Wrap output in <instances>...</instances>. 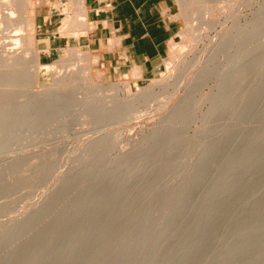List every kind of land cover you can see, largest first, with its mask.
Masks as SVG:
<instances>
[{"label":"rangeland","instance_id":"374dc122","mask_svg":"<svg viewBox=\"0 0 264 264\" xmlns=\"http://www.w3.org/2000/svg\"><path fill=\"white\" fill-rule=\"evenodd\" d=\"M12 1L0 0V264H151L163 253L158 264H207L206 252L208 264H264V0H209L211 11L178 0L163 63L134 82L91 75L77 0L46 24L36 7L56 0ZM222 28L249 49L245 81L226 95L214 72L195 78ZM10 48L19 65L3 64Z\"/></svg>","mask_w":264,"mask_h":264},{"label":"crops","instance_id":"0c3cea01","mask_svg":"<svg viewBox=\"0 0 264 264\" xmlns=\"http://www.w3.org/2000/svg\"><path fill=\"white\" fill-rule=\"evenodd\" d=\"M56 1L43 14L39 11L46 5L36 7L44 24L57 11L61 18L62 10L73 13L75 0ZM82 3L79 11L86 23L84 43L92 76L102 82H134L163 63L178 31V0H83Z\"/></svg>","mask_w":264,"mask_h":264},{"label":"bare ground","instance_id":"6f19581e","mask_svg":"<svg viewBox=\"0 0 264 264\" xmlns=\"http://www.w3.org/2000/svg\"><path fill=\"white\" fill-rule=\"evenodd\" d=\"M82 1H83V0H77L78 4H79L81 7H82V4H83ZM199 1H200L203 5H205V6L208 7V8H206V9H208V10L205 9L206 11H211L210 8H209V6L206 5V4H209V5H210V3H209L210 1H209V0H199ZM216 1H217V0H216ZM216 1L213 0V3H212V4H214ZM16 2H17L16 0H14V1H12V2H9V3L7 4V5H9V7H10L9 9H11V6H13ZM18 2H19V1H18ZM211 2H212V0H211ZM212 4H211V5H212ZM15 5H16V4H15ZM205 6H204V8H205ZM10 14H11V13H10ZM10 14L8 15L9 17H10ZM7 18H8V17H6V21H7V20H8V21H7V22L5 21V22L7 23V26H11V25L14 26V24H13V22H12L13 20L11 21V20H9L10 18H9V19H7ZM17 25H19V24H17ZM214 25H216V22H215V21H211V22H210V26L213 27ZM244 25H246V23H245ZM82 26H83V24H82ZM5 27H6V26H5ZM14 27H15V26H14ZM14 27H13V28H14ZM239 28H241L240 25H239ZM239 28H238V26L236 27V29H239ZM7 29H8V27H7ZM19 29H20V28H19ZM17 30H18V28H17ZM240 30H242V32L240 31V33H243V34L245 33V32H243V29H242V28H241ZM228 31H229V30H228ZM228 31H227V28H226V30H223V28H222L221 30H219V31L216 32V34H215V37H216L215 39H216V41H215V44H212V46H213V45H214V46L211 48V50L208 51L209 55H207V56H208V58H206L207 60H206V61L204 60V61H205L204 65H203V64H201V65L199 64V66L197 67L196 73H195V78L201 76V77H204L205 79H207V78H209V75H212V73L214 72V74H215V76H217V79H218V82H219V83H218V87H217L218 92H219V93H221V92H225V95L228 94V93H230V92H233V91H232L233 88L236 87V85H235V84H232V83H237V81H240V82L243 83V82L245 81V78H246V75H247V70H248V67H249V66H248L249 63H248V65H247V62H246V61H248V57L246 58V56H248V51H249L248 46L246 45V44L248 43V39H247V40H244V38H243L242 36L239 37V39H236L237 37L234 39V38L231 36L232 34H230L231 32H230V31L228 32ZM244 31H245V30H244ZM8 35L10 36V34H8ZM11 35H12V34H11ZM6 36H7V35H6ZM12 36H13V35H12ZM12 36H10V37L13 38ZM243 36H245V34H244ZM247 36H248V35H247ZM247 36H246V37H247ZM247 38H248V37H247ZM13 39H14V38H13ZM245 41H246V42H245ZM212 43H213V42H212ZM237 46H238V49H237ZM231 47H236V49H237V50L235 49V50L237 51L236 54L234 55V57L232 56L233 58L229 59L228 64H225V65L227 66L226 69H223V70H217V69H218V68H217L218 66H217V65H214V62H216V61L218 60L217 58L219 57V55L228 52L229 49H230ZM12 49H13V48H12ZM12 49L10 48V49H9L10 51L7 49V50H6V52L8 51L7 53L4 52V53H5V59H2V60H4V61H2L3 64H4V63H9V62L12 63V62H14V61H17V60L19 61V59H21L20 56L16 53V51H14V49H13V50H12ZM15 50H16V47H15ZM17 52H18V51H17ZM4 53H3V56H4ZM205 56H206V55H205ZM207 56H206V57H207ZM0 58H2V57L0 56ZM18 61H17L16 63H18V65H19V62H20V61H19V62H18ZM204 61H203V62H204ZM233 61H234L235 63H237V64L234 63V64H235V67L228 68V65H229V64L231 65V64H232L231 62H233ZM245 62H246V63H245ZM226 63H227V62H226ZM0 64H2V63H0ZM13 64H14V63H12L11 65H13ZM7 65H8V64H7ZM15 65H16V64H15ZM211 65H212V68H211ZM225 65H224V66H225ZM224 66H223V68H224ZM231 66H232V65H231ZM171 70H172V69H171ZM168 73H169V72H168ZM133 74H134V73H133ZM136 74H137V72H136ZM17 75H19V74H17ZM196 76H197V77H196ZM236 77L239 78V79L237 80ZM198 79H199V78H198ZM200 79H201L200 82H201L202 80L205 81V80L202 79V78H200ZM236 80H237V81H236ZM195 81H196V84H197V82H198L197 79H195ZM235 81H236V82H235ZM190 82H191V81H190ZM198 83H199V82H198ZM193 84H195V83H193ZM219 84H220V86H219ZM186 88H187V87H186ZM145 89H147V88L140 89V90H139L138 92H136L134 95H131L130 98H131V99H135V98H138L139 96H143L142 94H145L146 92H147V94L150 93V91L148 92V89H147L146 91H145ZM107 90L113 92V94H117L118 87L110 86L109 88H107ZM152 90H153V88H152ZM222 90H224V91H222ZM234 90H236V89L234 88ZM188 91H189V90H188ZM220 91H221V92H220ZM186 92H187V91H186V89H185V94H186ZM218 92H217L216 94H218V95L220 96V94H219ZM189 93H190V91H189ZM210 93H211V92H210ZM222 95L224 96L223 93H222ZM179 96H180V95H179ZM182 96L184 97V95H182ZM215 96H217V95H215ZM185 97L187 98V96H185ZM185 97H184V98H185ZM180 98H181V96H180ZM186 98L183 99V100H186ZM188 98H190V96H189ZM217 98H218V97H217ZM178 100H179V99H178ZM183 100H182V101H183ZM182 101L180 100V103H181V104L183 103ZM187 101H188V99H187ZM184 102H186V101H184ZM177 104H178V101H177ZM181 104H179V105L181 106ZM185 105H186V104H185ZM176 106H177V105H176ZM180 106L175 107V110H176V108H177V109H178V108H179V109H182L183 106H181V107H180ZM179 109H178V111H180ZM5 113H6V112H5ZM3 115H4V114H3ZM8 115H9V114H8ZM8 115H7V116H8ZM9 117L11 118V116H9ZM0 118H1V116H0ZM2 118L4 119V118H6V116H2ZM8 120H9V119H8ZM250 182H251V181H250ZM250 182H249V184H250ZM246 185H247V184H246ZM246 185H245V186H246ZM249 186H250V185H249ZM249 186H248V187H249ZM248 187H247V189H248ZM244 188H245V187H244ZM242 190H243V187H242ZM244 190H246V189H244ZM261 195H262V192L259 193V196L257 195L256 197H257V198H261V197H262ZM233 199L235 200V198H233ZM236 199L238 200V198H236ZM255 199H256V198H255ZM256 200H257V199H256ZM260 200H261V199H260ZM251 201H252V200H251ZM228 202H229V201H228ZM228 202H227V204H228ZM230 202H231V200H230ZM253 202H254V201H253ZM253 202H252V204H253ZM245 203L247 204L248 202L246 201ZM255 203H256V202H255ZM257 203H258V201H257ZM257 203H256V204H257ZM198 204H199V203H198ZM229 204H230V203H229ZM229 204H228V206H229ZM258 204H259V203H258ZM193 205H196V204H192V206H190V207H193ZM199 205H200V204H199ZM231 205H232V204H231ZM240 205H241V204L238 205V206L240 207V208L238 207L239 209H241V206H242V205H241V206H240ZM247 205H248V204H247ZM247 205H246V206H247ZM253 205H254V204H253ZM253 205H251V206H253ZM220 206H221V205H220ZM220 206H217V207H220ZM225 206H226V204H225L224 206L222 205V206H221V209H219V210H216V207H215V210L218 211L217 213H219V212L222 211V208L224 209ZM234 206H236V203H234ZM251 206H249V207H251ZM196 207H198V206H196ZM257 207H258V206H257ZM194 208H195V207H194ZM233 208H234V207H233ZM233 208H232V207L229 208V214H228V215L232 216V215H233V214H232V210H236L237 206H236L235 209H233ZM238 208H237V209H238ZM242 208H243V206H242ZM244 208H245V207H244ZM182 209H183V208H182ZM195 209H196V208H195ZM195 209H194V210H195ZM213 209H214V208H213ZM230 209H232V210H230ZM185 210H186V209H185ZM226 210H228V209H226ZM244 210H246V208H245V209H241V211H243V212H244ZM247 210H248V209H247ZM183 211H184V210H183ZM195 211H196V210H195ZM230 211H231V212H230ZM237 211H239V210H237ZM178 212H180V210H179ZM178 212H177V213H178ZM181 212H182V211H181ZM181 212H180V214L178 213V215H180V221H181V219L184 220V218H181V217L183 216V214H182ZM212 212H213V211L211 210V211H210V215H211ZM233 212H234V211H233ZM235 212H236V211H235ZM235 212H234V213H235ZM250 212L252 213V212H254V211H252V210L248 211V213H247V217H250V216H249ZM184 213H185V211H184ZM213 213H214V212H213ZM213 213H212V215L216 217L217 214L214 213V214H216V215H214ZM225 213H226V215H227V211H226ZM238 213H239V212H238ZM181 214H182V216H181ZM219 214L221 215V213H219ZM236 214H237V212H236ZM239 214H240V213H239ZM244 214H245V212H244ZM255 214H256V213H255ZM174 215H175L176 218H177V214L175 213ZM212 215H211V217H210V220L213 219ZM223 215H224V214H223V212H222V216H223ZM241 215H242V212H241ZM257 215H258V213H257ZM175 216H174V217L172 216V218L176 219ZM242 216H243V215H242ZM190 217H191V216H190ZM190 217H188V218H190ZM220 217H221V216H220ZM243 217H244V216H243ZM245 217H246V215H245ZM168 218H170V217H168ZM168 218H167V219H168ZM178 218H179V217H178ZM186 218H187V217H186ZM193 218H194V217H193ZM241 218H242V217H241ZM250 218H251V217H250ZM255 218H256V216H255ZM167 219H166V220H167ZM170 219H171V218H170ZM194 219H195V218H194ZM221 219H222V217L220 218V223H221V221H222ZM242 219H243V218H242ZM252 219H254L253 216H252ZM226 220H227V218H226ZM226 220H224L225 223H226ZM243 220H245V219H243ZM246 220H247V219H246ZM246 220H245V221H246ZM180 221H179V222H180ZM206 221H207V220H205L204 222H206ZM208 221H209V219H208ZM208 221H207V223H205V224H209V226H211V225H212V220H211V222H210V221L208 222ZM213 221L216 222V219H215V220L213 219ZM233 221H234V220H233V218H232V219L230 220V222H233ZM236 221H237V220H236ZM168 222H169V219H168ZM177 222H178V221H177ZM179 222H178V223H179ZM184 222H185V221H184ZM230 222L228 221V223H226V224H229ZM238 222H239V221H238ZM238 222H237V223H238ZM241 222H242V221H241ZM182 223H183V222H182ZM191 223H193V222H191ZM191 223H190V224H191ZM210 223H211V225H210ZM234 223H235V221H234ZM245 223H246V222H245ZM179 224H181V222H180ZM186 224L189 226L188 222H187ZM201 224H202V226L205 225V224H203V223H201ZM201 224H200V225H201ZM235 224H236V223H235ZM187 225H184V223H183V226H182V227L186 226V228H187V227H188ZM200 225H199V226H200ZM214 225H216V227H217V224H214ZM229 225H230V224H229ZM238 225H240V223H239ZM242 225H244L243 222H242ZM249 225H250V224H249ZM180 226H181V225H180ZM180 226L178 227V224H177L178 229L180 228V229L183 230V228H181ZM206 226L209 228L208 225H206ZM206 226H205V227H206ZM226 226H228V225H226ZM226 226H224V227L226 228ZM200 227H201V226H200ZM205 227L203 228L204 230H205ZM207 227H206V228H207ZM214 227H215V226H214ZM242 227H243V226H241V229H240V231L242 230L241 232H243V230H245V227H244V229H242ZM249 227H251V225L248 226V227L246 226V230H247V228H249ZM171 228H172V227H171ZM171 228H168V229H167V232H169V231L171 232ZM201 228H202V227H201ZM208 228L206 229L207 232H208ZM227 228H228V227H227ZM227 228H226V229H227ZM210 229H212V228L210 227ZM165 230H166V228H165ZM165 230H164V231H165ZM216 230L218 231V229H216ZM222 230H224V229H222ZM235 230H236V228H235ZM238 230H239V227H238ZM246 230H245V231H246ZM174 231H176V228H175V230H173V232H174ZM217 231H216V232H217ZM224 231H225V230H224ZM236 231H237V230H236ZM240 231H239V233H240ZM170 232H169V233H170ZM173 232H171V233H173ZM204 232L206 233V231H204ZM214 232H215V231H214ZM216 232H215V236H216ZM211 233H212V231L210 230V231L207 233L208 236H209V235L212 236V234H213V236H214V233H212V234H211ZM203 234H204V233H203ZM207 234H205V236H204V235H203V236L206 237ZM217 234H218V233H217ZM221 234H222V233H221ZM223 234H224V232H223ZM241 234H242V233H241ZM241 234H240V235H241ZM162 235H163V234H162ZM201 235H202V233H201ZM218 235H219V234H218ZM238 235H239V234H238ZM164 236H165V235H164ZM164 236H163V237H164ZM166 236H168V235H166ZM203 236H202V237H203ZM215 236L213 237V238H214L213 240H215ZM236 236H237V234H236ZM163 237H162V238H163ZM170 237H171V236H170ZM199 237H200V236H199ZM204 237H203V238H204ZM203 238H201L200 241L203 240V242H204L208 237H207L205 240H204ZM164 239H166V238H163V240H164ZM167 239H169V238L167 237ZM209 239H210V236H209ZM209 239H208V241H210V240L212 241V239H210V240H209ZM216 239H217V238H216ZM218 242H220V241H218ZM218 242H217V243H218ZM221 243H222V242H221ZM161 244H162V243H161ZM163 244H164V243H163ZM163 244H162V246H158V248H159V247H162V249H163V248H164V247H163ZM168 244H169V243H168ZM200 244H201V243L199 242V245H200ZM204 244H205V243H204ZM209 244H210V242L208 243V245H209ZM164 245H166V244H164ZM196 245H197V247L199 248L197 242H196ZM166 246H167V247H170V246H168V245H166ZM166 246H165V247H166ZM171 246H172V245H171ZM204 246H205V245H204ZM194 247H196V246H194ZM198 248H192V250L190 249V252L192 251V252L195 254V253H197V252H195V251H196ZM200 248H202V247H200ZM200 248H199V249H200ZM160 249H161V248H159L158 250H160ZM162 249H161V250H162ZM166 249H167V248H166ZM170 249H171V247H170ZM170 249H169V251H170ZM194 249H195V251H194ZM161 250L159 251V253L164 252L165 249H164L163 251H161ZM202 250H203V249H201V251H202ZM199 251H200V250H199ZM201 251H200V252H201ZM165 252H168V251L166 250ZM192 252H191V253H192ZM186 253H187V251L185 252V255H186ZM191 253H190V254H191ZM203 253H205V252H203ZM203 253H202V254H203ZM164 254L166 255V254H168V253H163V255H162V254H159V255H162V256H161V260H163V257L165 256ZM188 254H189V250H188ZM188 254H187V255H188ZM190 254H189V255H190ZM199 254H200V253H199ZM199 254H196V256L199 255ZM227 254H228V253H227ZM159 255H158V256H159ZM200 255H201V254H200ZM206 255H207V258H205V259H207V264H208L209 261H208V253H207V252H206ZM206 255H205V256H206ZM158 256H157V257H158ZM226 256H227V255H226ZM157 257H155L156 259L154 258V261H153V259H152L151 262H152V263H153V262L156 263V261H157ZM194 257H195V255H194ZM203 257H204V256H203ZM224 257H225V256H223V258H224ZM192 258H193V257H192ZM223 258H222V259H223ZM155 260H156V261H155ZM190 260H191V258H190ZM204 261H205V260H203V262H204ZM211 261H212V260H211ZM158 262H161V261H160V257H159V261H157L156 264H158ZM201 262H202V260H201ZM203 262H202V263H203ZM218 262H219V260H218ZM152 263H151V264H152ZM182 263H183V264H184V263H187V261H184V262H182ZM182 263H181V264H182ZM192 263H193V262H192ZM192 263H190V264H192ZM202 263H201V264H202ZM205 263H206V261H205ZM205 263H203V264H205ZM210 263H211V262H210ZM194 264H195V263H194ZM196 264H200V262L198 261V263H196Z\"/></svg>","mask_w":264,"mask_h":264}]
</instances>
